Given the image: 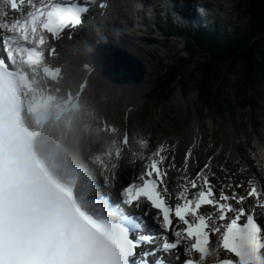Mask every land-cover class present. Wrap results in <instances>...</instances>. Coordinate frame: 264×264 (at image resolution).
<instances>
[{
  "label": "snow or ice",
  "instance_id": "snow-or-ice-1",
  "mask_svg": "<svg viewBox=\"0 0 264 264\" xmlns=\"http://www.w3.org/2000/svg\"><path fill=\"white\" fill-rule=\"evenodd\" d=\"M76 4L71 7L69 0V7L60 9L62 16L76 17L87 8L81 0ZM99 6L106 7L103 0ZM177 150V145L161 143L149 155H140L144 171L137 177L139 183L122 186L124 204L138 208L146 202L156 211L152 224L127 213L128 234L118 264H264V222L258 219L264 217V181L255 174L240 180L223 166L222 175H217L211 157L193 174V148L179 164ZM172 171L183 174L184 180L175 204L168 189ZM244 171L239 169L240 174Z\"/></svg>",
  "mask_w": 264,
  "mask_h": 264
},
{
  "label": "bare ground",
  "instance_id": "bare-ground-1",
  "mask_svg": "<svg viewBox=\"0 0 264 264\" xmlns=\"http://www.w3.org/2000/svg\"><path fill=\"white\" fill-rule=\"evenodd\" d=\"M54 0H26L24 8L18 13H10L6 10V3L4 0H0V12L3 13L6 19H17L22 18L25 12L34 9L35 7L48 3ZM113 9L115 12L123 13L132 11L133 8L131 3L134 0H113ZM157 2H162L165 0H155ZM139 6L140 3L137 2ZM34 6V7H33ZM176 15L179 18H184L186 16V9L183 5L175 7ZM96 35V34H95ZM91 38L104 40V38H111V40L117 41L112 38L108 33L99 34L93 37L91 33L86 32L82 40L75 39L76 42H62L58 47L59 58L57 59V65L63 69V79L57 83H46L44 84L36 75L31 76L34 81L36 88H43L46 85L50 87V90L61 96L65 91H71L75 87L76 90L81 81L86 80L87 86H84V93L89 90L95 73H89L86 70V66L89 65L91 59V53L93 46L91 45ZM124 46L127 50L134 55L144 66L146 63L152 67V63L148 57H153L150 51L142 46V44L136 40L125 39L122 40ZM154 63L155 60L153 59ZM146 65V66H147ZM155 65L153 66V68ZM146 75L144 79L135 85H126L123 87L112 86L103 80V87L100 89L101 96L106 99V101L116 98L117 96L124 97V104L128 111L131 113L134 110V106L138 105L141 96L144 95L145 89L150 87V82L152 75L149 79V71L146 69ZM150 69V68H149ZM155 70V68H154ZM97 73V72H96ZM98 74V73H97ZM151 74H154V71ZM150 80V81H149ZM149 81V82H148ZM149 83V84H148ZM148 85V86H147ZM147 87V88H146ZM76 93V91H74ZM103 124L101 127H105V134L112 131L111 135L108 133L106 135L99 136L97 133L92 131V120H87L86 118L80 117L78 114H72L67 117H63L60 121L50 122L42 130V134L39 137V143L44 146L54 149L57 151L58 156L67 159L73 158H85L93 167L94 175L100 185L104 186L109 192L117 194L122 186L126 182L137 181V177L144 171V161L141 160L140 156L131 155L129 150L135 151L137 153L138 149L144 153L145 156L150 154L151 149H155L158 144H165L167 146L177 145L178 150L176 153L177 163L179 164L186 150L192 147V157L195 155L193 151L197 149V145L202 140V135L198 129L197 122L188 123L186 131H183L181 138L170 142L168 140L161 141L156 139V136L150 137L147 140V147L142 148L141 142L136 136L132 137L131 142L126 144L122 143L123 135L120 137L118 135L117 141L114 140L115 131L107 123L106 116L101 118ZM68 124L70 127L68 128ZM230 129L225 130V143L230 144V148L226 150L225 148L217 149L215 144L211 143L210 146L205 147V151L197 156L196 162L190 159L189 166L190 171L194 174L196 170L202 168L204 163L208 161V158H212L213 171L217 175H222L219 172V167H225L229 173H236L238 179L245 180L248 176L255 174L256 177L261 178L264 181V146L260 145L258 139L255 140L256 149L252 154V159L242 158L238 155V145L237 139H235L234 127L231 125ZM102 130V129H101ZM125 130V129H123ZM233 131V132H232ZM150 133V131H149ZM187 136V137H186ZM186 137V138H185ZM113 141V142H112ZM129 141V140H128ZM76 143L77 150L73 148V144ZM237 157L242 158L245 162L244 166L235 167L234 161ZM245 169L243 174H240L239 169ZM176 171H172L168 176V189L172 193L171 203H176L175 195L180 190L179 185L184 182L183 175H175ZM145 207L142 202L137 208L140 211ZM136 210V207L133 208ZM138 210V211H139ZM149 215H154L155 212L148 210ZM264 222V217H258Z\"/></svg>",
  "mask_w": 264,
  "mask_h": 264
},
{
  "label": "rangeland",
  "instance_id": "rangeland-1",
  "mask_svg": "<svg viewBox=\"0 0 264 264\" xmlns=\"http://www.w3.org/2000/svg\"><path fill=\"white\" fill-rule=\"evenodd\" d=\"M217 1L220 2V7L224 9V13L226 14L225 16H227L230 12L232 13V16L229 19L231 24L227 30L229 33L234 28H245L247 19L242 17L239 0ZM172 41L173 40L168 41L165 50H159L157 46L151 45L154 46L153 49H155V51L150 53L156 62L153 63V59L148 57L152 63V67L146 63L144 64L146 69L149 71V79L151 75L152 78L150 87L145 89V93L141 96V99L146 98L155 80L162 76L165 73L166 68L172 65L178 59V57L182 56L191 59L192 57H195V54L199 53L198 50L192 48L189 43L187 44L185 41H182V43H184L183 46H185L184 50H178L182 43L180 42L179 47H176V44H174ZM202 61L204 60L200 59L199 57H195L194 62L191 63L192 65L190 64L185 67L184 72L181 73L182 80H185V78L190 79L188 83L182 87V91L185 95V101L191 92L190 89H192L194 84L196 85V82L200 79L198 67L199 63H202ZM155 64L156 66L154 67V70L153 66ZM151 70L152 73L154 71V74H151ZM176 79H178V77H175V79L172 81ZM156 85H158L157 81ZM240 86L243 85L240 83L239 78H231L229 86L224 88V94L222 98L227 101V111L221 112L219 116L223 123L218 119V116L214 114L215 109L206 104L205 100L197 99L196 95L191 96V103L194 108H197L198 113L200 114L197 117H194L191 113H188L186 116L179 114L176 107L173 106V103L176 101L175 98L171 106H164V114H156V112L160 111V107L157 105V101L159 100H154L155 102L150 103V105L149 103H146L147 100H143L137 103L138 105L134 106V110L127 116L124 97L119 95L114 99L112 98L111 100L106 101V99L101 96L102 94L100 92V89L103 87V78H101L99 74L95 73L93 81L89 86V90L83 95V110L79 115L82 118H86L88 121H93L91 126L92 131L97 133L99 136L106 135L107 133L111 135L112 133V131H109L105 134L104 131L100 129V125L102 123L101 118L106 116L111 128L115 131L116 137L114 140L116 141L118 139V135L120 137L122 134L123 128L126 127V124L129 126V131L133 130L136 132V134H138L135 127L137 124V119L145 121L151 127L152 130L150 132V136L147 137L148 139L154 135L156 136V139H160L161 141L168 140L170 142H173L175 138H180L183 134V131H185L187 128L188 123L195 121L198 124V129L203 131V143L202 145L200 144L197 151H193V154L195 155L193 157L194 163L196 162L195 160L197 159V156L202 154V152L205 151V147L207 145L210 146L211 143H214L215 148L219 150L222 148L228 150L231 147L230 144L225 143V133L222 130L220 124L222 123L224 128H226L228 124H232L234 125L239 143L238 145L240 154L238 153V155L242 158L244 157L250 160L252 159V153L255 151V138L258 137L261 145H264V96L257 98L260 96V94H264V84H259L254 88V91L257 93V96H254V100H251V98H239V96L243 95L245 92L243 89L239 88ZM169 88H172V83H170ZM249 100L250 102H253L252 104L254 107L244 108L243 102L246 103L249 102ZM73 145V148L77 150V144L74 143ZM242 158L237 157V160L234 161L235 167L245 165V162ZM190 168L191 167L189 166V169ZM175 175L183 174H178L175 172Z\"/></svg>",
  "mask_w": 264,
  "mask_h": 264
},
{
  "label": "trees",
  "instance_id": "trees-1",
  "mask_svg": "<svg viewBox=\"0 0 264 264\" xmlns=\"http://www.w3.org/2000/svg\"><path fill=\"white\" fill-rule=\"evenodd\" d=\"M239 3L242 17L247 19L245 28L234 34L228 43L217 46L202 42L200 47L204 61L199 63L200 79L195 88L207 101L217 102L222 107L225 102L222 99L223 90L229 86L231 78H239L243 85L239 88L245 92L240 97L251 98L252 95L253 100L257 96L255 86L264 83V54L259 51L264 46V0H239ZM185 62L180 59L171 67L167 75L158 81L159 88L151 96L166 98L171 92L170 83L173 84L175 80H172L188 65ZM246 103L253 102L249 100Z\"/></svg>",
  "mask_w": 264,
  "mask_h": 264
},
{
  "label": "water",
  "instance_id": "water-1",
  "mask_svg": "<svg viewBox=\"0 0 264 264\" xmlns=\"http://www.w3.org/2000/svg\"><path fill=\"white\" fill-rule=\"evenodd\" d=\"M95 69L107 79L118 85H133L145 75L142 63L126 49L109 44L97 47L92 55Z\"/></svg>",
  "mask_w": 264,
  "mask_h": 264
}]
</instances>
